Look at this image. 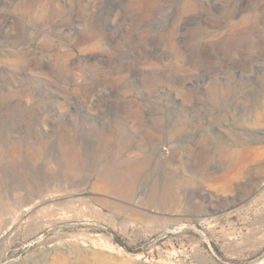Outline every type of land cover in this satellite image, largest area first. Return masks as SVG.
<instances>
[{"label": "rangeland", "instance_id": "374dc122", "mask_svg": "<svg viewBox=\"0 0 264 264\" xmlns=\"http://www.w3.org/2000/svg\"><path fill=\"white\" fill-rule=\"evenodd\" d=\"M0 264H264V0H0Z\"/></svg>", "mask_w": 264, "mask_h": 264}]
</instances>
